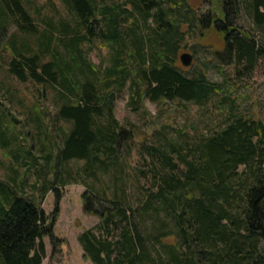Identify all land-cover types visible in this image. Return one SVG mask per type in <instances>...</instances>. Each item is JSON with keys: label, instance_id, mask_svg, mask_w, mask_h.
<instances>
[{"label": "trees", "instance_id": "obj_1", "mask_svg": "<svg viewBox=\"0 0 264 264\" xmlns=\"http://www.w3.org/2000/svg\"><path fill=\"white\" fill-rule=\"evenodd\" d=\"M62 2L70 17L58 23L42 17L41 27L27 0H0V42L10 24L16 27L3 45L11 54L8 72L55 89L57 117L71 124L57 150L56 183L43 182L36 197H27L15 179L0 180V264L43 263L45 237L57 244L60 198L52 215L42 202L54 185L80 180L85 210L100 218L103 231L79 235L94 264H264V121L239 110L228 100L230 88L209 81L204 71L185 74L179 59L186 36L201 26L208 31L200 28L199 39L210 31L222 35L224 50L215 53L233 63L238 75L254 71L264 57V36L257 41L252 31H239L229 15L230 8L242 6L264 31V0H210L205 15L189 0ZM95 39L110 48V64L103 68L88 60L83 47ZM126 87L131 105L143 96L200 104L218 99L225 118L210 132L194 128L191 135L179 127V136L172 137L158 131L163 141L143 145V166L132 169L124 153L135 131L120 123L114 107ZM44 158L51 162L49 153ZM119 159L125 176L118 193L85 181L99 180L100 173L119 167ZM74 160L83 166L62 174L60 168ZM32 165L44 174V165ZM169 237L173 244L165 241Z\"/></svg>", "mask_w": 264, "mask_h": 264}, {"label": "rangeland", "instance_id": "obj_2", "mask_svg": "<svg viewBox=\"0 0 264 264\" xmlns=\"http://www.w3.org/2000/svg\"><path fill=\"white\" fill-rule=\"evenodd\" d=\"M105 1L113 3L120 0ZM53 2L54 5L50 0H27L30 12L41 27L45 26L41 22L42 17H49L57 23L62 17H70L62 0ZM189 4L198 15L207 14L212 7L210 0H189ZM229 24L244 31H252L257 41L264 36V31L257 27L251 14L242 6L236 12L230 8ZM202 26L207 27L206 24ZM200 28L201 26L196 28V32L186 36L187 48L180 52L188 51L194 56L193 63L188 67L180 62L184 73L192 76L194 71H204L209 81L222 83L230 88L228 100L233 99L239 110L264 121V57L259 58L254 71L242 70L244 74L238 75L233 63L221 60L215 53L224 50L222 35L210 31L199 39ZM202 30L208 31L206 28H201ZM14 31L15 25L10 24L4 38L7 39ZM6 39L0 42V122L1 130L5 132L4 137H0V180L11 182L15 179L16 184L24 188L25 196L36 197L43 182L47 181L46 184L49 185L57 182L54 168L56 154L62 144L63 131L68 130L71 124L57 117L59 100L55 89L50 86L44 89L32 81L23 82L8 72L6 62L11 54L9 50L3 51ZM17 40L20 41L19 38ZM83 47L88 52V60L95 66L103 68L110 64V48L102 40L85 42ZM131 95L126 87L115 97L114 107L120 123L135 131L124 153V158L132 169L144 163L143 145H159L163 141L164 137L158 131L162 130L172 137L179 136L175 130L179 127L185 128L191 135L195 134L194 128L210 132L225 118L218 108V99L200 104L180 99L154 102L143 96L139 104L131 105ZM45 153L51 155V162L47 163ZM33 163L39 164V168L44 165L43 175L37 172ZM83 164L84 161L74 160L62 166L60 171L62 174L68 169L76 171ZM118 164L119 167L112 166L111 171L100 173L99 180L87 177L84 179L97 189L107 187L109 192L118 193L117 187L123 182L121 175L125 176L124 172L121 173L122 159L118 160ZM242 170L243 168L240 171ZM54 187H58V190L54 188L46 194L42 207L48 215H52L57 198H60L53 230L57 244L50 236L45 237L47 256L42 264H94L85 256L79 235L91 228L97 234L103 231L98 228L100 218L85 210L82 196L86 189L85 183L80 180L79 183L66 186L58 183ZM133 189L136 193V188ZM165 241L173 244L175 238L169 237Z\"/></svg>", "mask_w": 264, "mask_h": 264}, {"label": "water", "instance_id": "obj_3", "mask_svg": "<svg viewBox=\"0 0 264 264\" xmlns=\"http://www.w3.org/2000/svg\"><path fill=\"white\" fill-rule=\"evenodd\" d=\"M180 62L183 66L188 67L193 63L194 56L191 52H182L179 55Z\"/></svg>", "mask_w": 264, "mask_h": 264}, {"label": "flooded vegetation", "instance_id": "obj_4", "mask_svg": "<svg viewBox=\"0 0 264 264\" xmlns=\"http://www.w3.org/2000/svg\"><path fill=\"white\" fill-rule=\"evenodd\" d=\"M226 2H227V0H226ZM226 2H225V0H224L223 3L225 4ZM231 27H232V26H231ZM232 28H233V27H232ZM236 28H237L239 31H244V30H242V29H241L240 27H238V26H236Z\"/></svg>", "mask_w": 264, "mask_h": 264}]
</instances>
